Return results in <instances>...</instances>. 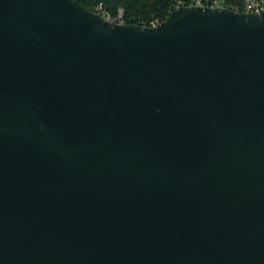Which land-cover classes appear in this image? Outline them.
<instances>
[{
  "label": "water",
  "instance_id": "95a60500",
  "mask_svg": "<svg viewBox=\"0 0 264 264\" xmlns=\"http://www.w3.org/2000/svg\"><path fill=\"white\" fill-rule=\"evenodd\" d=\"M0 264H264V12L0 0Z\"/></svg>",
  "mask_w": 264,
  "mask_h": 264
},
{
  "label": "trees",
  "instance_id": "16d2710c",
  "mask_svg": "<svg viewBox=\"0 0 264 264\" xmlns=\"http://www.w3.org/2000/svg\"><path fill=\"white\" fill-rule=\"evenodd\" d=\"M90 11H95L96 6L103 3L113 14L117 15L119 9L125 11L127 24H141L142 21L159 19L164 21L169 12L174 9L177 0H79ZM191 4L192 0H185ZM241 1V0H236Z\"/></svg>",
  "mask_w": 264,
  "mask_h": 264
},
{
  "label": "built area",
  "instance_id": "2783aa9c",
  "mask_svg": "<svg viewBox=\"0 0 264 264\" xmlns=\"http://www.w3.org/2000/svg\"><path fill=\"white\" fill-rule=\"evenodd\" d=\"M179 6H203L210 8H229L237 12H245L252 14H260L264 12V0H192L191 4H188L185 0H177L174 4V8ZM95 12L99 13L104 19L116 22L126 23L124 9H119L117 15H113L103 3L96 6ZM159 19H153L148 22L142 21L143 26L153 27L160 23Z\"/></svg>",
  "mask_w": 264,
  "mask_h": 264
}]
</instances>
